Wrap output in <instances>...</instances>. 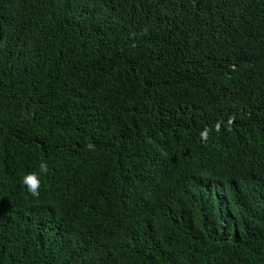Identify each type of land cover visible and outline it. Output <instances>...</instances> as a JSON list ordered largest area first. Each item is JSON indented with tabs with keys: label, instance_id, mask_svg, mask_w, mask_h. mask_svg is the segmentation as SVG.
Masks as SVG:
<instances>
[{
	"label": "trees",
	"instance_id": "obj_1",
	"mask_svg": "<svg viewBox=\"0 0 264 264\" xmlns=\"http://www.w3.org/2000/svg\"><path fill=\"white\" fill-rule=\"evenodd\" d=\"M0 264H264V0H0Z\"/></svg>",
	"mask_w": 264,
	"mask_h": 264
}]
</instances>
